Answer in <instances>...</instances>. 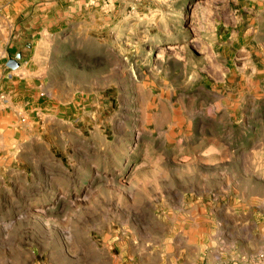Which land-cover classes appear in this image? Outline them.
Segmentation results:
<instances>
[{
	"label": "rangeland",
	"instance_id": "obj_1",
	"mask_svg": "<svg viewBox=\"0 0 264 264\" xmlns=\"http://www.w3.org/2000/svg\"><path fill=\"white\" fill-rule=\"evenodd\" d=\"M60 1L0 104V264H264V0Z\"/></svg>",
	"mask_w": 264,
	"mask_h": 264
},
{
	"label": "crops",
	"instance_id": "obj_2",
	"mask_svg": "<svg viewBox=\"0 0 264 264\" xmlns=\"http://www.w3.org/2000/svg\"><path fill=\"white\" fill-rule=\"evenodd\" d=\"M62 2L59 0H0V53H3L4 57L19 54V68L23 70H29L28 60H24L26 52L23 53L19 49V41L27 40L35 35L42 33H49L54 31L59 33L62 29L63 20L67 16V7L65 11L58 12V17L50 19L52 5ZM65 2V1H64ZM61 7V5H59ZM36 29H38L36 31ZM11 47H13L11 49ZM2 59H0L1 61ZM4 62L0 64V95L3 100H7V96L11 95V99L14 97L16 90H8L7 85L10 87L12 74L11 70L4 67ZM15 82L20 83L22 77H15ZM27 81V80H26ZM27 84V82H25ZM17 94V93H16ZM189 261V259H186ZM160 261H148V264H169L168 262Z\"/></svg>",
	"mask_w": 264,
	"mask_h": 264
},
{
	"label": "water",
	"instance_id": "obj_3",
	"mask_svg": "<svg viewBox=\"0 0 264 264\" xmlns=\"http://www.w3.org/2000/svg\"><path fill=\"white\" fill-rule=\"evenodd\" d=\"M20 56L19 54H15L14 58H8L5 61V67L9 70H14L19 66V63L17 60H19Z\"/></svg>",
	"mask_w": 264,
	"mask_h": 264
},
{
	"label": "built area",
	"instance_id": "obj_4",
	"mask_svg": "<svg viewBox=\"0 0 264 264\" xmlns=\"http://www.w3.org/2000/svg\"><path fill=\"white\" fill-rule=\"evenodd\" d=\"M14 56L15 55H13V57H11V58H14ZM8 58H10L9 56H7V57H4V55H3V53H0V59H4V61H6ZM18 61V60H17ZM19 63V62H18ZM4 64H5V62H4ZM4 67H5V65H4ZM6 68V67H5ZM7 69V68H6ZM9 70V69H8ZM2 101H4L3 100V97L0 95V104H1V102Z\"/></svg>",
	"mask_w": 264,
	"mask_h": 264
}]
</instances>
